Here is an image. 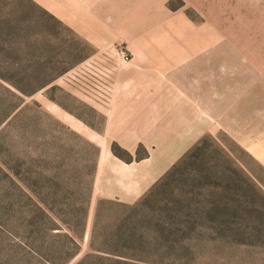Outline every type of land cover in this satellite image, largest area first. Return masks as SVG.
Returning a JSON list of instances; mask_svg holds the SVG:
<instances>
[{"label": "rangeland", "instance_id": "rangeland-1", "mask_svg": "<svg viewBox=\"0 0 264 264\" xmlns=\"http://www.w3.org/2000/svg\"><path fill=\"white\" fill-rule=\"evenodd\" d=\"M168 7L223 55L229 105L125 205L92 196L104 120L91 105L107 95L89 59L108 48L31 0H0V264H264V0Z\"/></svg>", "mask_w": 264, "mask_h": 264}, {"label": "crops", "instance_id": "crops-1", "mask_svg": "<svg viewBox=\"0 0 264 264\" xmlns=\"http://www.w3.org/2000/svg\"><path fill=\"white\" fill-rule=\"evenodd\" d=\"M31 1L89 44L109 51L89 59L95 82H104L107 95L104 107L91 105L104 120L92 184L96 201L134 203L223 125L229 105L224 57L203 53L213 41L184 9L171 10L169 0ZM120 45L129 49L127 60L116 52ZM235 84L231 101L239 105L238 78ZM231 86L233 92L234 81Z\"/></svg>", "mask_w": 264, "mask_h": 264}, {"label": "built area", "instance_id": "built-area-1", "mask_svg": "<svg viewBox=\"0 0 264 264\" xmlns=\"http://www.w3.org/2000/svg\"><path fill=\"white\" fill-rule=\"evenodd\" d=\"M119 55L124 59L127 60L129 58V54H127V52L124 49H121L118 51Z\"/></svg>", "mask_w": 264, "mask_h": 264}]
</instances>
